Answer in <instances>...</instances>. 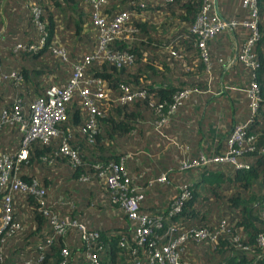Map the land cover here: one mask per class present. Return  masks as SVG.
<instances>
[{"label": "trees", "instance_id": "16d2710c", "mask_svg": "<svg viewBox=\"0 0 264 264\" xmlns=\"http://www.w3.org/2000/svg\"><path fill=\"white\" fill-rule=\"evenodd\" d=\"M136 1L106 0L103 12L110 16L129 10ZM21 6L26 11L25 26L18 29L14 15L21 10ZM201 6L202 0H172L160 9L171 22L176 21L173 26L178 25L179 30H185ZM215 6L220 17L226 20H249L242 0H215ZM255 6L257 36L249 45L247 54L253 66L249 67L237 57L235 64L240 67L241 73L244 70L247 84L251 81L256 83L259 101L255 114L251 116L248 99L243 93L241 97L246 113L233 117L231 123L232 127L233 124L248 121L246 133L254 137L252 151H246L240 157L248 162L247 168L210 165L182 169L179 165L181 159L196 156L197 146L194 145L202 132L193 136L191 141L185 140L184 137L192 131L194 120L192 117L173 116L183 111L192 96L200 95L205 87H212L218 77L229 76L221 68V56L209 50V43L224 31L206 43L211 63L210 80L207 81L204 65L195 59L197 53L191 42L180 41L186 45L179 51L180 60L170 57L167 51L164 52V46L158 44L155 26L132 18L131 23L138 28L135 38L129 42L114 39L110 44L113 50L129 51L133 55L132 62L117 68L109 61H93L85 67L84 75L102 79L112 97L117 95V87L123 83L132 91H144L145 98H136L129 103L99 101V113L92 117L94 127L89 130L85 129L88 120L86 111L74 91L64 106V118L57 124L58 135L47 142L37 138L29 141L26 157L10 173L8 183L15 178L29 186L34 181L35 188L43 190V207L49 215L53 214L57 221L74 220L86 230L98 232V241L107 244L98 264H123L116 242L120 234L127 235L129 224L119 205L111 201L97 173L109 163H119L122 166L120 181H127V189L137 187L142 192L140 211L151 215L162 210L180 191L177 187L184 186L189 196L182 201L179 212L170 216V222L176 229L205 227L216 231L212 242L187 240L182 245L181 259H187L192 264H264V247L257 243V236L264 235V218L260 215V210L264 209V153H259L264 146V0H255ZM32 7L38 9L42 30L37 29L32 21ZM5 13L12 15L6 22L3 20ZM83 28L88 29V33L92 25L89 9L82 0H6L5 3L0 0V116L2 111L10 114L17 105L21 115L27 114L31 99L44 96L49 85L62 86L67 81L71 63L90 52L94 45V40L89 44V35L87 41L83 40L86 38ZM226 31L237 43L239 52L248 40L249 30L238 23ZM29 32L34 39L27 37ZM42 33H45V40L38 44ZM92 37L94 39L93 32ZM17 43L23 47L15 49ZM31 44H37L35 50L27 49ZM54 47L64 49L66 61L54 55ZM144 54L149 56L150 61ZM156 63L160 64L159 68ZM188 66L191 69H186ZM11 72L19 78L9 77ZM168 75L172 80L177 77V85L171 84V80L166 83ZM85 76L83 78H87ZM181 86L195 87L198 92L191 94L184 105L169 117L167 126L159 133L154 128L159 117L153 105L161 103L160 110L165 112L171 95ZM150 102H153L152 105ZM210 118H202L200 129L210 125ZM174 120H180L177 132L171 128ZM18 125L15 121L0 125L2 154L13 157L17 151L21 135ZM62 141L76 151V161H70L60 151ZM178 145H186V153H182ZM160 175L165 176V181H156ZM52 186L56 193L72 195L77 192L80 201L73 203L71 208L57 204L48 195ZM251 188H255L254 193ZM10 195L13 216L22 228L9 235L0 233V238H3L0 241V264H19L24 259L39 255L42 257L37 264H57L60 250L64 247L70 252L68 264H81L82 246L76 230L51 236V224L48 216L39 211L36 195L20 188ZM94 208L97 211L90 213ZM1 213L0 198V216ZM23 214L33 222L26 230H23ZM222 220L225 227L220 232L219 223ZM48 236H51V243L41 250L36 249V245L44 243ZM9 248L11 251L7 252ZM15 254L19 256L12 258Z\"/></svg>", "mask_w": 264, "mask_h": 264}, {"label": "built area", "instance_id": "2783aa9c", "mask_svg": "<svg viewBox=\"0 0 264 264\" xmlns=\"http://www.w3.org/2000/svg\"><path fill=\"white\" fill-rule=\"evenodd\" d=\"M150 1L152 5H158L161 8V6L172 0ZM82 3L89 9V18L93 29L91 31L95 37L91 51L82 54L79 59L71 63L70 75L62 86L51 84L45 90L44 96L31 99L27 105V114L21 115L19 111L20 106L17 104V106L12 108L10 114H7L5 111L1 112L0 123L18 122V130L21 135L19 147L13 154V157L0 152V198L2 204L0 233L9 235L22 228L20 222L15 220L16 218L13 216L10 194L17 188H20L22 191L29 190L36 195L35 199L39 211L43 215L48 216L51 224V236L62 235L66 230L70 229L76 230L82 246L81 264H98L101 253L106 252L107 244H102L98 241L97 231L86 230L74 220L57 221L53 214L49 215V211L43 207V190L36 189V183L34 181L29 186L20 183L15 178L11 180V183H8L10 173H13L12 171L16 169L17 163L25 159L26 145L29 141L37 138L42 142H47L50 138L58 135L57 124L64 118V106L70 100L74 91L77 93V97L80 99L81 105L86 111L88 120L85 124V129L89 130L94 127L92 117H95L99 113L97 105L99 101L114 100L119 103H129L133 99L145 98L146 96L144 91H132L128 85L120 83L117 87V95L112 97L102 79L85 76L84 71L85 67L93 61H109L117 68L132 62L133 55L129 51L113 50L110 44L114 39H123L129 42L135 38L138 28L131 23V19L146 21L150 16L151 21L153 15L147 11L150 3L144 0H137L133 3L131 9L118 11L110 16L103 12V6L106 0H82ZM242 5L247 9L249 20L236 22L220 17L216 10L215 0H202L200 10L195 14L190 24L185 27V30H179L180 26L178 25L173 26L176 24V21L170 22L165 12L160 11L158 13V11H155L156 19L154 23L157 22V18L160 16H163L164 20H158L161 24L159 29L170 27V30L173 28L172 32H167L169 33V37H164L163 39L166 41L161 42L160 45L164 46V49L170 57L180 60L181 53L178 49L180 41L188 40L191 42L197 53L195 59L201 61L204 65L207 81H209L210 77L208 75L211 70V63L206 50V43L212 40L217 33L226 31L240 23L249 30V37L236 57L246 65H249V67H252L253 63L250 62L247 54L249 45L257 36L255 0H242ZM30 10L34 25L37 29L42 30V24L38 20V9L32 7ZM168 24L172 26H168ZM44 40L45 33H42L39 37L38 44H42ZM36 45L31 44L27 49L35 50ZM20 47L23 46L18 43L14 46L15 49ZM52 51L54 55L66 61L64 49L54 47ZM231 62L232 58H229L224 66H228ZM188 68L191 69L189 66L186 67V69ZM83 76L87 78H83ZM9 77L14 79L19 78L14 72H11ZM196 92L198 91L195 87L181 86L176 88V91L171 95L170 102L165 107V112H161L160 110L162 109L161 103L154 104L153 109L158 112L157 117H159L154 123V128L161 133V129L167 126L169 117L174 115L184 105L191 94ZM244 94L248 99L249 114L252 116L255 114L259 101L256 83L249 82L244 90ZM152 103L150 102V105ZM247 123L248 121H242L232 125L227 139L224 142V151L211 154L198 152L192 159L185 157L179 161L180 168L187 169L194 167L199 169L210 165H232L237 169L247 168L248 162L242 161L240 158L246 151H252L253 149L251 143L254 137L246 133ZM178 147L182 150V153H186L188 150L186 145H178ZM60 151L70 161H76V151L66 141H62ZM262 152L264 153V146L259 149V153ZM121 169L122 166L119 163L118 165L109 163L97 173L99 178L102 179L111 201L119 205L129 224V232L127 235L120 234L116 242L120 249L119 254L122 257L123 264H192L187 259H181L180 252L182 245L189 239L196 242H212L215 239L216 231L205 227L176 229L170 222V216L178 213L182 201L188 198V189L184 186L177 187L180 191L170 201L167 207L150 215L139 209L142 192L137 187L127 189V181L125 179L122 182L120 181L119 172L122 171ZM156 181H165V176H158ZM73 203V200L67 199L64 196H59L57 199V204L67 206L68 208H71ZM260 215L264 218V209L260 210ZM224 227L225 222L222 220L219 223V231L223 232ZM51 236L46 237L44 243H38L36 249L41 250L44 245H49L51 243ZM2 240L3 238H0V241ZM257 243L261 247H264L263 234L257 236ZM69 253L67 248H62L57 264H68ZM41 257V255L38 257H30L29 259L22 260L19 264H37L41 260Z\"/></svg>", "mask_w": 264, "mask_h": 264}, {"label": "crops", "instance_id": "0c3cea01", "mask_svg": "<svg viewBox=\"0 0 264 264\" xmlns=\"http://www.w3.org/2000/svg\"><path fill=\"white\" fill-rule=\"evenodd\" d=\"M5 2L6 0H2V3ZM147 11L150 12V14H152L153 16L151 17L152 22L150 21V16L149 19H146V21L154 27V20L156 19L155 11H158V13H160L161 9L158 5H152V2L150 1L149 9H147ZM11 16L12 15H8L7 13H5L3 20L6 22V20H10ZM25 18L26 11L24 10V7L21 6V10H19V12L14 15V20L17 23L18 29H23V27L25 26ZM157 19L163 20V16H160ZM155 28L158 32V44L166 41L163 38L169 37V33L167 32L173 31V28H171L170 30L167 27L159 29L155 26ZM87 31L88 29L83 28L82 32L85 33L84 36L86 37L83 38V40L87 41L86 39L90 34L91 42H89V44H91L93 40L95 42V37L93 39L92 32L89 30V32L87 33ZM30 32L28 33L27 37L29 36L32 40L34 39V35H31ZM179 44L180 45L178 49L179 51H181L186 45L183 43ZM236 47L237 43L231 39L228 31L222 32V34L219 35V38L216 37L209 43V50L212 54L221 56L223 60L221 68L224 72H228L229 76L218 77L212 84V87L209 86V89H207L208 87H205V89H202L200 95L198 94L192 96L185 103L183 111L176 113L173 116L181 118L198 117L199 121H197V124H195L197 125V127H193L190 135L184 137L185 140L191 141L193 136L196 137L197 135H199V132H202L200 138L194 145L197 146V153L203 152L205 154H211L224 151V142L227 139V135L231 129L233 117H240L242 114L244 115L246 113L245 104L241 96H244L243 93L246 86L248 85V81L247 76L243 73L244 70L242 69L241 73L240 67L236 66L235 64V59L238 52ZM164 52H166L165 49ZM144 57H147V59L149 60V56L144 54ZM229 58H232L231 64H228V66H224ZM155 65L157 66V68L160 67L159 63H156ZM170 80L171 84L177 85V77L176 80L175 78L172 80L168 75L166 83H170ZM203 117H211L209 119L210 125H208V127H203L202 129H200L201 120ZM228 117H230V119H228ZM193 120L195 121V119ZM179 123L180 120H174L171 123V128L176 129V132Z\"/></svg>", "mask_w": 264, "mask_h": 264}, {"label": "rangeland", "instance_id": "374dc122", "mask_svg": "<svg viewBox=\"0 0 264 264\" xmlns=\"http://www.w3.org/2000/svg\"><path fill=\"white\" fill-rule=\"evenodd\" d=\"M144 1H146L147 3H150L149 2V0H144ZM154 1H158V0H154ZM154 26H156V27H160L161 26V24H160V22L157 20V22L156 23H154ZM92 32V31H91ZM89 42H91V36H90V34H89ZM193 119H195V121L193 122V125H192V128L194 127V128H196L197 127V125H195V124H197L196 122L197 121H199L198 120V117H193ZM201 123H202V120H201ZM191 124H192V122H191ZM254 189L255 188H251L250 190L254 193ZM79 193V192H78ZM77 194V192H75L74 194H70V193H56V191L53 189V186L52 187H49V189H48V195H49V197L51 198V199H55L54 201L57 203V199H58V197L59 196H64V197H66L67 199H70V200H73V202L74 203H76V202H78V200L80 201V197L78 196V195H76ZM97 211V208H94L93 210H91V212L90 213H94V212H96ZM22 223H23V227H24V229L23 230H26L27 229V227L29 226V225H32L33 224V222L31 221V219L27 216V215H25V214H23L22 215ZM13 241H12V245H13ZM11 251V248H9L8 250H7V252H10ZM19 255L18 254H15V255H13L12 256V258H14V257H18Z\"/></svg>", "mask_w": 264, "mask_h": 264}]
</instances>
